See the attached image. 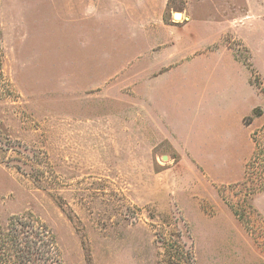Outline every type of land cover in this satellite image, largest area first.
Returning <instances> with one entry per match:
<instances>
[{"label":"rangeland","instance_id":"1","mask_svg":"<svg viewBox=\"0 0 264 264\" xmlns=\"http://www.w3.org/2000/svg\"><path fill=\"white\" fill-rule=\"evenodd\" d=\"M0 264H264V0H0Z\"/></svg>","mask_w":264,"mask_h":264},{"label":"bare ground","instance_id":"2","mask_svg":"<svg viewBox=\"0 0 264 264\" xmlns=\"http://www.w3.org/2000/svg\"><path fill=\"white\" fill-rule=\"evenodd\" d=\"M183 13L182 12H176L175 14H174V18L176 19V20H182L183 19ZM167 157L168 156H166V157H164V159H167Z\"/></svg>","mask_w":264,"mask_h":264},{"label":"crops","instance_id":"3","mask_svg":"<svg viewBox=\"0 0 264 264\" xmlns=\"http://www.w3.org/2000/svg\"><path fill=\"white\" fill-rule=\"evenodd\" d=\"M248 83H249V86L251 87V88H254V86L251 84V82L249 81V78H248ZM243 118H244V116H242V123H243V125H245V123H244V121H243ZM245 126H248V125H245ZM249 136L251 137V132L249 131ZM251 139V138H250ZM237 181H240V180H234L233 182H237ZM230 183V182H229Z\"/></svg>","mask_w":264,"mask_h":264}]
</instances>
